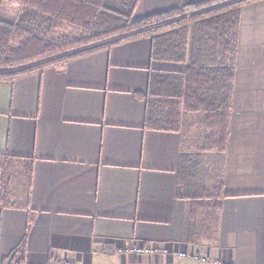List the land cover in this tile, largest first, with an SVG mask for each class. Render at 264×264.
Returning a JSON list of instances; mask_svg holds the SVG:
<instances>
[{"label":"crops","instance_id":"0c3cea01","mask_svg":"<svg viewBox=\"0 0 264 264\" xmlns=\"http://www.w3.org/2000/svg\"><path fill=\"white\" fill-rule=\"evenodd\" d=\"M202 1L139 0L135 14ZM0 6L1 19L13 15ZM179 65L153 61L142 37L0 82V157L31 162L28 198L0 205V264L21 242L9 264H264V0L240 10L223 197L206 243L191 235L178 180L186 137L144 126L150 71ZM191 251L205 260L176 253Z\"/></svg>","mask_w":264,"mask_h":264},{"label":"trees","instance_id":"16d2710c","mask_svg":"<svg viewBox=\"0 0 264 264\" xmlns=\"http://www.w3.org/2000/svg\"><path fill=\"white\" fill-rule=\"evenodd\" d=\"M5 1L15 7L10 18H0V82H10L96 50L147 37L151 40L153 61L184 64L185 69L150 71L144 96V126L181 132L186 137L182 131L183 116L199 113L206 131L202 152L221 156L225 151L240 10L255 0H204L142 17L135 14L139 0ZM63 29L69 30V34L57 35ZM193 159L184 151L177 172L185 195L191 199L192 236L196 235L201 219L198 211L204 213L201 201L211 204L207 205L205 214L210 232L218 222L223 197L220 182L212 192L202 188L198 196L186 194L188 181L184 173L191 169ZM12 163L22 166L18 173L22 178L21 196L28 198L31 162L1 156L2 182L7 181L6 169ZM7 188L8 185H3L0 189V205L11 204ZM213 197L216 201L211 203ZM21 247L22 242L9 258Z\"/></svg>","mask_w":264,"mask_h":264},{"label":"rangeland","instance_id":"374dc122","mask_svg":"<svg viewBox=\"0 0 264 264\" xmlns=\"http://www.w3.org/2000/svg\"><path fill=\"white\" fill-rule=\"evenodd\" d=\"M1 9V6H0ZM193 11V10H192ZM194 12V11H193ZM6 18L7 15L1 16ZM8 19V18H7ZM191 25V23H190ZM69 30L63 29L58 31L57 35H68ZM178 68L181 70L185 69V65H179ZM259 85V84H258ZM248 89H252L251 86H257L254 83H251V86L248 85ZM238 87H240L238 85ZM240 90V89H239ZM233 91H235V85L233 86ZM201 114H192V115H184L183 116V132L186 134L187 144L184 146V151L188 152L193 156L194 163L191 165V169L187 170L184 173V179H187V193L189 195L198 196L201 191L199 189L206 188L208 191L212 192L215 189L216 185L220 182L221 179V158L220 155L215 153H204L200 149L201 143L203 141L204 134L206 133L204 124L202 122ZM22 166L18 163H12L6 169V182H2L1 175V165H0V189L3 185H8V201L13 205H20L21 198L24 200L25 196H21V188L20 182H22V178H19V171ZM214 195V194H213ZM211 203L216 201V198L213 197L210 200ZM200 204L201 210L204 213L198 211L201 215V219L199 221L196 233V242L198 243H206L210 241V237H207L209 233L207 228L209 227L210 222L205 218L207 210L208 201H201ZM211 205V204H209ZM208 205V206H209Z\"/></svg>","mask_w":264,"mask_h":264},{"label":"built area","instance_id":"2783aa9c","mask_svg":"<svg viewBox=\"0 0 264 264\" xmlns=\"http://www.w3.org/2000/svg\"><path fill=\"white\" fill-rule=\"evenodd\" d=\"M132 252L134 253H145V254H149V253H157V254H161V253H165L166 249H163L160 245H149L148 247H143L142 245H136L132 248ZM177 255L179 256H189V257H193L196 259H200V260H205L206 256L205 255H196L194 252H190L189 254L185 253V252H176ZM216 264H219V262H217Z\"/></svg>","mask_w":264,"mask_h":264},{"label":"water","instance_id":"95a60500","mask_svg":"<svg viewBox=\"0 0 264 264\" xmlns=\"http://www.w3.org/2000/svg\"><path fill=\"white\" fill-rule=\"evenodd\" d=\"M9 262H10V258H7L4 264H9Z\"/></svg>","mask_w":264,"mask_h":264}]
</instances>
